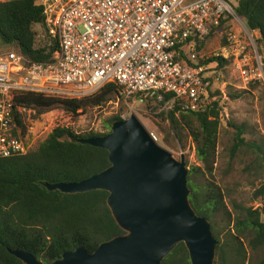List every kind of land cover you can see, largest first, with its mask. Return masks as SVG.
I'll return each mask as SVG.
<instances>
[{
	"label": "trees",
	"instance_id": "16d2710c",
	"mask_svg": "<svg viewBox=\"0 0 264 264\" xmlns=\"http://www.w3.org/2000/svg\"><path fill=\"white\" fill-rule=\"evenodd\" d=\"M35 1H0V43L15 47L32 61L43 62L50 59L55 46L48 49L45 40L37 37L35 26L44 24V16ZM235 10L248 29L258 30L264 44V0H239ZM225 43L223 35L221 44ZM217 60L219 67L226 63ZM119 92L120 86L109 82L80 99L27 93L20 94L17 102L37 114L57 107L77 114L87 106H102L113 95L119 96ZM157 115L169 122L170 131L176 130L177 136L172 137L178 142H182V132H186L194 144L201 165L188 169L189 202L197 215L209 221L217 240L214 264H246L244 241L253 251L264 248V205L253 208L234 203L231 211L222 189L214 181L221 122L218 101L202 112L179 111L175 106ZM118 119L123 118L112 117L111 124ZM19 124L26 130L22 121ZM229 126L233 134L230 157L242 152L254 154L256 164L264 171L263 146L247 140L242 125L229 123ZM107 133L78 134L69 127H56L28 153L0 158V264H24L9 252L12 249L24 250L50 263L65 251L78 247L93 252L100 243L124 233L107 206V191L67 194L50 191L45 186L79 182L107 168L110 165L107 150L78 142ZM259 198H264V183L254 193V200ZM219 222L224 225L217 230ZM162 264H190L185 244L178 243ZM258 264H264V255Z\"/></svg>",
	"mask_w": 264,
	"mask_h": 264
},
{
	"label": "built area",
	"instance_id": "2783aa9c",
	"mask_svg": "<svg viewBox=\"0 0 264 264\" xmlns=\"http://www.w3.org/2000/svg\"><path fill=\"white\" fill-rule=\"evenodd\" d=\"M238 1L36 0L44 16L37 37L55 49L43 62L15 49L0 54V158L33 148L25 120L32 109L17 102L20 94L80 99L113 82L127 102L202 112L212 104L217 58L244 86L264 85V44L236 13ZM215 34L226 43L205 62Z\"/></svg>",
	"mask_w": 264,
	"mask_h": 264
},
{
	"label": "water",
	"instance_id": "95a60500",
	"mask_svg": "<svg viewBox=\"0 0 264 264\" xmlns=\"http://www.w3.org/2000/svg\"><path fill=\"white\" fill-rule=\"evenodd\" d=\"M78 142L107 150L110 165L79 182L46 188L67 194L107 191V206L124 233L93 252L78 247L50 263L20 249L9 250L11 254L24 264H162L183 242L190 264H214L217 240L209 221L189 202L183 155L176 159L160 146L133 114L113 121L106 135Z\"/></svg>",
	"mask_w": 264,
	"mask_h": 264
},
{
	"label": "rangeland",
	"instance_id": "374dc122",
	"mask_svg": "<svg viewBox=\"0 0 264 264\" xmlns=\"http://www.w3.org/2000/svg\"><path fill=\"white\" fill-rule=\"evenodd\" d=\"M35 30L41 34L38 25L35 26ZM221 39L222 36L219 34L208 38L207 58L212 57V51L221 46ZM11 49L15 47L0 43V54ZM209 71L218 77L210 89V99L212 102L218 101L221 121L213 172L214 181L222 189L226 205L231 211L234 203L244 207H261L264 205V198L254 200V193L264 183V171L256 164L254 154L242 152L233 158L230 157L229 148L233 134L229 123L242 125L245 129L244 137L261 144L264 149V85L250 83L244 86L234 67L228 64L212 67ZM157 113H159L157 109L149 103L127 102L120 96L113 95L102 106H87L77 114L69 113L62 107L41 114L30 110L25 120L34 149L56 127H69L78 134L107 133L110 131L112 117L120 115L121 118H128L133 114L160 146L170 151L176 159L183 155L188 169L194 165H201L196 158L194 144L191 138L185 135L186 132H182V142H178L172 137L177 136L176 130L170 131L169 122ZM218 224L217 230L220 229L219 226L224 225L222 222ZM244 245L247 251L246 264H258L264 255V248L253 251L246 241Z\"/></svg>",
	"mask_w": 264,
	"mask_h": 264
}]
</instances>
